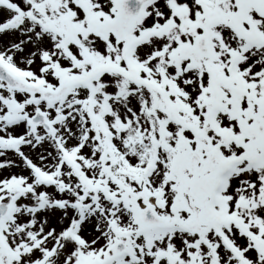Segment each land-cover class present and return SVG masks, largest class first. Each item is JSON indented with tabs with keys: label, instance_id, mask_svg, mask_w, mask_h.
<instances>
[{
	"label": "rangeland",
	"instance_id": "obj_1",
	"mask_svg": "<svg viewBox=\"0 0 264 264\" xmlns=\"http://www.w3.org/2000/svg\"><path fill=\"white\" fill-rule=\"evenodd\" d=\"M115 1L0 0V57L11 71L52 89L72 77L80 80L69 96L53 103L0 81V202L11 207L0 222V264L45 263L53 256L51 264H240L223 246L221 235L249 264H264V236L262 242L256 240L263 233L258 229L264 228V211L255 212L252 233L231 231L233 226L221 221L217 232L171 227L140 235L135 224V206L149 197L141 185L150 197L172 191L174 206L178 189L188 181L176 178L177 163L184 160L182 153L189 155L192 131L199 123L204 126L211 104L192 103L196 90L179 83L177 45L209 30L217 45L241 46L249 28H242L244 39H236L226 21H255L252 33L264 32V18L250 7L237 10L235 0H158L127 39L118 42L92 31L95 23L114 16ZM128 52L132 58L125 56ZM260 55L256 68L264 78V47ZM191 56L196 63L192 66H207ZM194 73L200 80V71ZM253 86L251 92L258 98L264 81ZM3 99L15 103L16 110L10 111ZM177 99L186 103L181 107ZM36 110L45 113L51 133L27 123ZM58 116L63 119L56 123ZM14 118L23 121L22 128L8 125ZM115 134L118 142H128L126 150L116 151L128 160L118 161L115 155L121 171L112 178L113 168L106 167L109 176L104 177L102 165L109 157L105 150L113 145ZM58 145L72 160H63ZM151 159L155 171L146 178L144 168ZM113 180L121 193L117 195L126 196L123 205H128L129 218L113 212V224L105 222L91 244L68 243L66 215L80 217L98 209V190ZM183 191L184 211L191 201L187 185ZM120 239L128 241L129 254L114 258L112 245ZM50 249L53 254L48 256Z\"/></svg>",
	"mask_w": 264,
	"mask_h": 264
},
{
	"label": "flooded vegetation",
	"instance_id": "obj_2",
	"mask_svg": "<svg viewBox=\"0 0 264 264\" xmlns=\"http://www.w3.org/2000/svg\"><path fill=\"white\" fill-rule=\"evenodd\" d=\"M213 71V70H212ZM228 68H220L212 76L214 84H218L224 91H230L228 82ZM221 103H253L249 100H230ZM264 103V100L262 101ZM216 121L211 126L207 122L206 132L195 133L193 149L196 153L193 163V172L206 173L213 170V165L219 160H226L227 169L218 174L217 180L223 187L222 191L212 198L204 200L206 209L212 210L219 216L230 218L232 214L239 216L238 205L242 211H249L250 214L243 215V218L253 217L252 213L257 208L264 209V199L260 196L262 171L258 166L252 165L245 158L249 151L254 152L255 147L250 146L251 142L258 139L260 126L255 119V107L242 105L237 112H227L220 116V110ZM215 120V118H214ZM232 134L231 141L225 145L222 143V136ZM248 139L245 143V140ZM252 203L262 204L255 208ZM248 204V205H247ZM197 209L193 206L190 215L195 217ZM222 214V215H221ZM236 216H234L235 218Z\"/></svg>",
	"mask_w": 264,
	"mask_h": 264
},
{
	"label": "bare ground",
	"instance_id": "obj_3",
	"mask_svg": "<svg viewBox=\"0 0 264 264\" xmlns=\"http://www.w3.org/2000/svg\"><path fill=\"white\" fill-rule=\"evenodd\" d=\"M7 122L9 126H15V127L22 128L20 125H23V121L17 120L16 118L10 121H7ZM116 136L117 134L113 135V145L109 146V148L105 150L106 152L109 153L107 155L109 157L104 158V164L102 165V171L105 174L104 177L109 176L108 174L105 173L106 167L107 169L113 168V173L110 174L112 178H114L116 174L121 171L119 166L113 164L115 161H117V159L115 158V155L118 156L119 158L118 161L128 160L127 158H124L122 154H119L116 152V151H120L121 149L126 150L128 142H127V145L126 143H124V141H119L120 142L119 143L117 141ZM129 140H131V138ZM106 159H109L108 164H107ZM117 187H118L117 182L114 180H113V183H108L106 181L103 182V188H102L103 190L101 189L98 190L100 191V193H99L98 199L96 200V202L97 201L99 202L98 209H96L93 212L83 214L80 217H75L73 216V214L66 215V218H65L67 220L66 223L68 227L71 229V231H69L67 235L68 243L71 244L73 242H76L78 245H81V244H84L85 242V245L91 244L94 238L98 235V232H100L101 229L103 228L105 222L109 226L113 224L112 222L113 212L118 211L117 213L120 214V216L123 217V219L125 220L126 207L123 205L121 199L119 198L120 195L119 196L117 195V194H121L117 192ZM108 215L112 216V219H108L107 217ZM26 225H27V228L30 229L29 218L26 219ZM50 251H52V253L49 252L48 256L53 254V249H50ZM44 261L45 263L39 260L36 264H51L54 261V256L52 258L48 257V259H44Z\"/></svg>",
	"mask_w": 264,
	"mask_h": 264
},
{
	"label": "water",
	"instance_id": "obj_4",
	"mask_svg": "<svg viewBox=\"0 0 264 264\" xmlns=\"http://www.w3.org/2000/svg\"><path fill=\"white\" fill-rule=\"evenodd\" d=\"M148 0H120L118 3L119 13L117 17L110 22L108 26H104V24H99L97 26L96 31L100 33V29H104L103 32L100 34L106 35L107 31L113 30L116 32V30L113 29V27L116 28H122V32L117 35L118 38H123V35L127 32V30L131 27L132 21L139 15L140 10L143 8V6L147 3ZM202 39L205 41L206 38L202 37ZM0 78L7 81L8 85L11 87L17 88V89H23L29 92H41L43 93L46 98L53 100L56 99L60 94H66L71 87L74 86L75 83L72 81H68L64 83L58 90L57 93L53 94L50 91H47L45 89L39 88V87H32L28 85H23L22 83H18L15 79H11L7 74L2 72L0 70ZM50 93V94H48ZM37 118V119H36ZM31 122L34 124L36 122H42L46 127H48V124L45 122L44 115L42 113H39L31 120ZM7 207L0 206V219L6 214ZM154 226H157V223L153 224ZM145 228V227H143Z\"/></svg>",
	"mask_w": 264,
	"mask_h": 264
}]
</instances>
